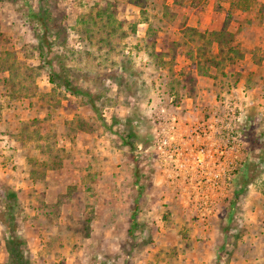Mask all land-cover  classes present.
Listing matches in <instances>:
<instances>
[{"label":"rangeland","instance_id":"rangeland-1","mask_svg":"<svg viewBox=\"0 0 264 264\" xmlns=\"http://www.w3.org/2000/svg\"><path fill=\"white\" fill-rule=\"evenodd\" d=\"M191 1L0 0V264H264V0ZM226 20L217 66L191 28ZM229 122L242 165L202 216L157 134Z\"/></svg>","mask_w":264,"mask_h":264},{"label":"built area","instance_id":"built-area-1","mask_svg":"<svg viewBox=\"0 0 264 264\" xmlns=\"http://www.w3.org/2000/svg\"><path fill=\"white\" fill-rule=\"evenodd\" d=\"M202 133L211 138L212 142L200 141L201 137L204 138ZM195 136L197 138L193 136L194 141L190 142L185 135L175 134L168 129L158 132L157 143L159 147L164 148L163 154L160 155L163 166H168L170 157V172L173 177L184 179L185 176L184 188L194 194L200 215H212L214 200H204L200 186H210L218 190L222 186L227 190L231 188L235 172L242 165V160L236 152L239 147L236 123L229 122V125L222 126L215 132L201 128ZM194 188L196 190L192 192Z\"/></svg>","mask_w":264,"mask_h":264},{"label":"trees","instance_id":"trees-1","mask_svg":"<svg viewBox=\"0 0 264 264\" xmlns=\"http://www.w3.org/2000/svg\"><path fill=\"white\" fill-rule=\"evenodd\" d=\"M148 0H134L135 4L139 5V6H143ZM183 0H174L175 3H179L181 4ZM230 4L232 5V7L235 8H239L240 7V3L242 1H246V0H229ZM192 6L197 7L200 0H192ZM228 20H226L224 26L221 29L218 30H212L209 31L208 33H204V32H200L197 28H191V31L194 32L195 34H198L202 39L205 40L206 45L204 46V48H208V46H211L213 44H217V46L219 47V51L218 53H216L215 56L209 58V62L211 64L214 65H219L220 64V60H217L216 57H220L221 55H223V53H230L233 52L237 55V57H242L243 54L242 52L238 51V47L236 44H234L235 41V36L234 34L228 30ZM54 76V77H53ZM55 73H52V76L50 77V79L55 82ZM63 81L61 82V84H64L63 86H65L69 91L73 92L74 94H80V90L79 89H75L73 87H71V83L69 82V80L66 79H62ZM9 250L13 251L14 248H16L17 245H20L22 243V241H20V239L18 237H10L9 239ZM15 260L16 258L19 260L17 261L18 263L21 260H24V254L23 252L20 250V252L18 251V253L15 254ZM25 262V261H24ZM24 264V263H23Z\"/></svg>","mask_w":264,"mask_h":264}]
</instances>
